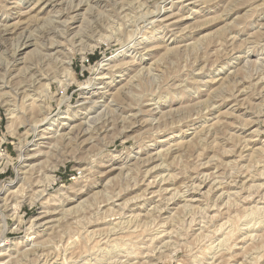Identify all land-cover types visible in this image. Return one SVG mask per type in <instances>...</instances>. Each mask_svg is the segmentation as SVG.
<instances>
[{
    "label": "rangeland",
    "instance_id": "rangeland-1",
    "mask_svg": "<svg viewBox=\"0 0 264 264\" xmlns=\"http://www.w3.org/2000/svg\"><path fill=\"white\" fill-rule=\"evenodd\" d=\"M39 1L0 0V264H264V0Z\"/></svg>",
    "mask_w": 264,
    "mask_h": 264
},
{
    "label": "bare ground",
    "instance_id": "bare-ground-1",
    "mask_svg": "<svg viewBox=\"0 0 264 264\" xmlns=\"http://www.w3.org/2000/svg\"><path fill=\"white\" fill-rule=\"evenodd\" d=\"M49 1V0H48ZM48 1H46V0H40L39 2H38V6L39 7H41L42 5H45V7H43L42 6V8L44 9V8H48L50 5L52 6V3H55L56 5L55 6H63V5H65L66 4V1H62V0H55V1H50V2H48ZM81 4H77V5H75V7L73 8V10H72V12L74 13V12H79L80 10H81ZM77 15V14H76ZM79 15V14H78ZM77 17V16H76ZM76 17H74V16H72V17H70V21L71 20H74V19H76ZM68 22V21H67ZM73 22V21H72ZM66 23V22H65ZM69 24H70V22H69ZM45 40V39H44ZM29 40H27L24 44H23V46L24 47H27V46H29ZM68 43V42H67ZM56 47V46H55ZM54 49V48H53ZM103 79V78H102ZM86 89H88V87H86ZM85 103V102H84ZM158 108V107H157ZM206 108V107H205ZM102 114V113H101ZM52 125V124H51ZM108 131V130H107ZM34 158V157H33ZM26 159H29V158H26ZM232 186V185H231ZM262 209V208H261ZM254 213V212H253ZM264 218V217H263ZM132 224V223H131ZM119 225V224H118ZM118 233V232H117ZM231 233V232H230Z\"/></svg>",
    "mask_w": 264,
    "mask_h": 264
}]
</instances>
